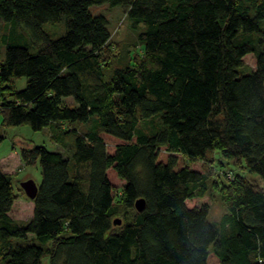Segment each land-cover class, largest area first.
<instances>
[{
  "label": "trees",
  "instance_id": "trees-1",
  "mask_svg": "<svg viewBox=\"0 0 264 264\" xmlns=\"http://www.w3.org/2000/svg\"><path fill=\"white\" fill-rule=\"evenodd\" d=\"M103 5L134 35L121 52L92 13ZM0 39L1 126L48 129L60 151L19 142L41 174L26 222L0 169V264H264V0H0ZM215 153L263 185L227 171L213 191L209 173L177 168V155L215 168ZM205 196L219 222L187 207Z\"/></svg>",
  "mask_w": 264,
  "mask_h": 264
},
{
  "label": "rangeland",
  "instance_id": "rangeland-1",
  "mask_svg": "<svg viewBox=\"0 0 264 264\" xmlns=\"http://www.w3.org/2000/svg\"><path fill=\"white\" fill-rule=\"evenodd\" d=\"M93 14H103L108 19V29L111 33V46L113 47L112 53H118L121 52L124 48V45L127 44L129 41V36L134 35L130 33V31L127 28V21L125 19V13L123 9L120 7L116 8H109L107 6H98L93 7L92 9ZM53 29V33H49L54 38L57 36H60L64 34L65 27L63 23L56 24V25H50ZM46 30L48 29L49 25H45L44 27ZM4 47L0 39V54L3 53L4 56ZM244 64H245V70H252L255 68V60L252 55H249L244 58ZM26 85V79L22 78L19 79L16 84L15 88L18 90H22ZM4 93V92H3ZM0 99H3L0 96ZM66 104L73 105V101L71 99L65 100ZM2 116L0 113V136H3L4 139L2 143L0 144V169L7 173L8 175H11L13 177V190L14 194L17 196V199L14 202V206L10 212V216L18 221V222H26L32 217V211H33V203L30 202L29 199L26 198L23 191L20 188V184L22 182H26L28 180L34 181L36 184H39L41 182V174L39 165H32V166H24L23 163L20 161V158L18 156V151L20 150L19 147H23V145L19 144V142H27L31 143L32 146H42L45 147L49 151H59V148L54 144L50 139V134L48 129H43L39 132L32 131L28 126H20V127H9L5 128L4 126H1ZM77 131L79 132H86L87 126L86 125H77L76 126ZM105 142L107 145V150L112 153L114 150V147L118 144H120L119 141L114 140L112 137H105ZM213 157L214 159V167L215 168H209V166L202 161H195L191 162L188 160H184L183 157L177 155L178 159V166L177 168L181 167H187L191 170L198 171L201 173L207 172L209 173L210 179L208 181V188H212L213 191H216L217 189V182L220 181V179L225 182L226 184H230L234 181H230L229 178H223L222 175L224 172H231L232 174L240 175L241 177L247 178L250 182L253 184H258V186H262L263 182L258 178V176L254 174H249L246 171H242L237 166L229 164V165H220L219 161L220 159L223 161L224 158L220 157L219 153H215L210 155V158ZM167 159V154L164 149L160 150V155L158 158V162H164ZM225 161V160H224ZM213 167V166H212ZM211 170V173L214 175V178L217 181H214L213 177L211 176V173L209 171ZM233 170V171H232ZM220 176H219V175ZM108 177L110 179V182L115 187L122 186V181H120L113 171L108 172ZM222 177V178H221ZM221 181V182H222ZM230 181V182H229ZM204 203H207L209 205V221L211 222H219L221 218L223 217V214L225 213L224 209L222 208L220 202L213 197L205 196L203 198L199 199H193L187 201V207H197ZM43 264H48V258L45 257L42 261ZM208 264H218L217 261L213 257L208 258Z\"/></svg>",
  "mask_w": 264,
  "mask_h": 264
},
{
  "label": "water",
  "instance_id": "water-1",
  "mask_svg": "<svg viewBox=\"0 0 264 264\" xmlns=\"http://www.w3.org/2000/svg\"><path fill=\"white\" fill-rule=\"evenodd\" d=\"M20 188L21 190L23 191L24 195L26 196L27 199H29L30 201H33L36 196H37V193H38V186L37 184L32 181V180H28L26 182H22L20 184ZM136 211L138 213H141L145 207V202L143 199H138L136 202H135V205H134ZM113 225L114 226H120L121 225V221L119 219H116L114 222H113Z\"/></svg>",
  "mask_w": 264,
  "mask_h": 264
},
{
  "label": "clouds",
  "instance_id": "clouds-1",
  "mask_svg": "<svg viewBox=\"0 0 264 264\" xmlns=\"http://www.w3.org/2000/svg\"><path fill=\"white\" fill-rule=\"evenodd\" d=\"M18 154V153H17ZM30 202H32V201H30Z\"/></svg>",
  "mask_w": 264,
  "mask_h": 264
},
{
  "label": "crops",
  "instance_id": "crops-1",
  "mask_svg": "<svg viewBox=\"0 0 264 264\" xmlns=\"http://www.w3.org/2000/svg\"><path fill=\"white\" fill-rule=\"evenodd\" d=\"M14 206V205H13ZM33 212V211H32ZM16 221V220H15Z\"/></svg>",
  "mask_w": 264,
  "mask_h": 264
}]
</instances>
